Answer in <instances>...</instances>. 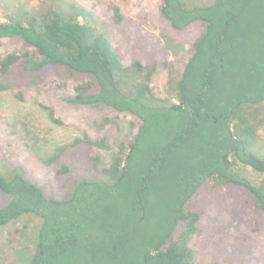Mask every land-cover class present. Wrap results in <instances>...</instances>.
I'll list each match as a JSON object with an SVG mask.
<instances>
[{"label": "trees", "instance_id": "1", "mask_svg": "<svg viewBox=\"0 0 264 264\" xmlns=\"http://www.w3.org/2000/svg\"><path fill=\"white\" fill-rule=\"evenodd\" d=\"M248 1L215 0L211 5L187 8L180 0H161V14L174 29H183L195 21L205 23L207 28L209 25L206 38H199L208 45L203 49L201 41L194 43V52L180 78L174 80L169 72L164 96L150 88L156 69L153 65L146 75L142 73L143 82L133 93L123 86L126 70L120 56L108 38L90 24L89 12L55 6L39 12L16 10L0 20V39L18 38L26 46L0 56V92L9 90L8 76L16 69L33 74L30 83L35 85L42 70L60 67L87 77L74 88L69 104L105 106L128 112L141 121L136 140L128 145L117 144L110 164L101 169L113 186L84 180L60 202L28 180L20 167L4 166L0 170V193L9 197L0 206V228L20 221L23 215L38 221L33 225L37 233L29 264L119 262L126 247L138 240L135 230L142 222L138 223L143 207L141 196L154 189L151 178L163 167L173 172L171 186L176 193L167 230L163 236L153 238L151 234L142 240L138 256L120 264H194L195 252L189 242L198 235L202 210H192L189 203L201 187L210 192L241 188L246 192L249 210L260 215L257 224L264 226V156L251 151L264 112V45L252 47L235 41L243 51L240 58L228 46L229 41L248 32V27L239 26ZM223 4H229L228 8ZM113 9L118 22V7ZM258 16L261 20L253 27L260 36L264 33V11ZM134 67L141 73L142 67ZM173 99L176 101L171 102ZM155 101L172 106L152 109L150 105ZM156 110L178 116L179 132L157 150L149 151L140 147L141 137L149 132L147 114ZM49 116L57 123L52 111ZM80 141L77 139L75 145ZM83 145L110 149L103 138L92 141L85 137ZM66 148H60L42 163L58 162ZM90 159L95 166L102 164L98 154ZM68 169L61 164L56 177ZM131 178L134 200L122 215L113 196ZM22 228L28 229L27 222ZM238 255L242 263L250 261Z\"/></svg>", "mask_w": 264, "mask_h": 264}, {"label": "rangeland", "instance_id": "2", "mask_svg": "<svg viewBox=\"0 0 264 264\" xmlns=\"http://www.w3.org/2000/svg\"><path fill=\"white\" fill-rule=\"evenodd\" d=\"M180 1L187 8H192L211 5L215 0ZM161 4V0H0V20H5L16 10L39 12L55 6L63 10L71 8L72 11L78 7L89 12L90 24L108 38L120 56L126 70L123 86L133 93L135 87L143 82L142 73L146 75L153 65L156 69L150 78V88L155 94L164 96L169 72L174 80L180 78L194 52V43L202 36L206 38L209 25L207 28L205 23L195 21L183 29H174L162 16ZM114 6L118 7V22L114 20ZM224 6L228 8L229 4ZM263 11L264 0L247 2L239 26L248 27V32L229 41V51L234 52L233 55L240 58L243 54L235 46V41L252 47L257 43L264 45V33L258 36L259 32L253 27L259 24L258 14ZM80 22H83L82 18ZM201 43L203 49L208 45L205 39ZM23 48L26 46L18 38L0 39L1 57ZM135 64L142 67L141 73ZM39 74L41 78L33 85L30 83L33 74L16 69L8 76L9 90L0 92V170L4 166L20 167L28 180L60 202L71 196L73 186L84 180L113 186L101 169L110 164L117 144L128 145L136 140L141 121L128 112H117L105 106L69 104L67 100L74 97V88L87 79L84 75L71 74L52 66ZM150 106L152 109L170 108L172 104L155 101ZM50 111L57 123L50 118ZM147 115L149 132L141 137L140 147L154 151L179 132L180 118L166 114L164 110L150 111ZM260 119L258 138L251 151L264 156V112ZM85 137L92 141L103 138L110 149H89L83 145ZM77 139L81 144L75 145ZM72 145L75 146L72 148ZM65 146L67 148L58 162L42 163ZM94 154H98L102 164L95 166L91 162L90 156ZM61 164L68 166L69 171L57 178L56 171ZM165 168L157 169L151 178L154 189H148L141 196L143 219L140 210L138 223L142 222L135 230L138 240L126 247L116 264L131 261L141 252L142 240L151 234L153 238L163 236L167 230L176 193L171 186L173 172L171 174ZM133 185L134 179L131 178L117 188L113 196V202L122 215L131 208L134 200ZM230 189L229 192L225 188L210 192L201 187L190 200L192 210H202L198 235L189 242L195 252L194 264H264V226L257 224L260 215L249 210L244 190L238 187ZM8 201L9 197L0 193V206ZM27 216L23 215L20 221L0 228V264H29L37 233L33 225L38 221ZM23 222H27L28 229L23 230ZM238 254L250 261L242 263Z\"/></svg>", "mask_w": 264, "mask_h": 264}, {"label": "water", "instance_id": "3", "mask_svg": "<svg viewBox=\"0 0 264 264\" xmlns=\"http://www.w3.org/2000/svg\"><path fill=\"white\" fill-rule=\"evenodd\" d=\"M142 219H143V209H142Z\"/></svg>", "mask_w": 264, "mask_h": 264}, {"label": "flooded vegetation", "instance_id": "4", "mask_svg": "<svg viewBox=\"0 0 264 264\" xmlns=\"http://www.w3.org/2000/svg\"><path fill=\"white\" fill-rule=\"evenodd\" d=\"M174 100V99H173Z\"/></svg>", "mask_w": 264, "mask_h": 264}]
</instances>
